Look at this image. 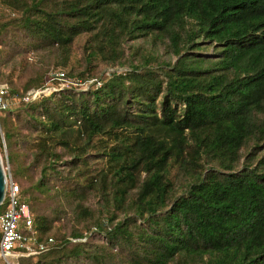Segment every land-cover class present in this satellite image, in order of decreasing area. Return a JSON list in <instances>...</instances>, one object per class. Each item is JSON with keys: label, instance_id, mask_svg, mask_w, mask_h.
<instances>
[{"label": "trees", "instance_id": "16d2710c", "mask_svg": "<svg viewBox=\"0 0 264 264\" xmlns=\"http://www.w3.org/2000/svg\"><path fill=\"white\" fill-rule=\"evenodd\" d=\"M0 7L7 57L18 49L38 61L21 83L0 70L10 174L32 217L20 230L35 246L54 239L20 264H264V0ZM59 69L91 81L22 100L31 87L57 84L47 80ZM25 148L39 168L33 180ZM37 192L76 198L78 217L92 223L51 231L63 212H40ZM91 193L96 216L83 204Z\"/></svg>", "mask_w": 264, "mask_h": 264}, {"label": "rangeland", "instance_id": "374dc122", "mask_svg": "<svg viewBox=\"0 0 264 264\" xmlns=\"http://www.w3.org/2000/svg\"><path fill=\"white\" fill-rule=\"evenodd\" d=\"M1 7H0V16H1ZM85 39V35L78 36L76 41L74 42L73 48L77 56L81 55V44L83 43ZM11 47V45H10ZM13 50L14 48L11 47ZM18 51V53H16ZM26 52L19 51L18 49L15 50L14 55H11L7 57L6 55V46L3 45L0 41V70L1 72L5 75V72L8 74L9 77H12L14 79V82H23L24 79L26 78L27 74L30 72L32 73L31 68L33 66L38 64V61H36V56L29 53V61L26 58ZM164 57H167V55L163 54ZM107 66V65H106ZM105 65L100 64L97 69V73H102L104 68L106 69ZM55 66L50 67L52 70L54 69ZM118 69L126 67L124 64L123 65H116L115 66ZM58 68V67H57ZM104 74V73H103ZM102 74V75H103ZM46 80V77H45ZM6 82L8 85L9 83ZM77 89L85 88V85H74L71 84ZM80 87V88H79ZM18 137L17 142L21 143V138ZM22 153V158L21 160L23 161V166H24V172L26 173V177L29 180L35 179L36 175L38 174V167H35L33 165H30L31 158L28 156V151L27 148L23 149ZM8 149L5 147V140L3 138V133L2 129L0 127V156L2 157V163L5 169L6 174L8 175L11 170L10 163L8 161ZM11 158H13V152L10 151ZM69 156V155H65ZM70 157V156H69ZM89 164L96 168L99 164L98 161L95 160V158H91L89 160ZM60 166H62L60 164ZM11 175V174H10ZM56 177V176H55ZM53 178L52 181L55 182V184L59 185L60 182H62L61 179L59 178ZM70 183V182H69ZM50 194V195H48ZM46 194H41L37 192V196L39 197L36 201H33L35 207L40 211L47 213L50 210H53L54 212H57L58 210H62L63 216L59 218L57 221L53 223L51 231H65V232H70L73 228H81L84 229L87 225L92 223V220L90 218L87 219H80L78 217V208L75 207L76 204V198H71L65 195H57V194H51L48 193ZM84 205H87L90 209H93L94 215L96 216L98 214L97 208L99 206L98 198L95 194L91 193L88 195V198L85 202H83ZM91 229L86 230L88 232V235H93V232H91ZM86 237L85 236L82 238L84 240ZM87 238V237H86ZM97 240V239H94ZM99 240V239H98ZM99 242V241H98ZM0 264H6L3 258L0 257Z\"/></svg>", "mask_w": 264, "mask_h": 264}, {"label": "built area", "instance_id": "2783aa9c", "mask_svg": "<svg viewBox=\"0 0 264 264\" xmlns=\"http://www.w3.org/2000/svg\"><path fill=\"white\" fill-rule=\"evenodd\" d=\"M57 79L58 83H49L41 87H31L22 96V100L30 101L41 93H48L52 89L61 88L66 84L88 85V82L80 78L74 80L65 75L61 69L50 72L47 81ZM9 86L6 82L0 81V109L7 107L10 100L6 97ZM18 185L6 174V189L0 205L5 207L0 211V257L6 264H20L21 256H28L36 252L49 248L54 239L48 236L47 239L40 241L36 246L31 236L20 230V225L29 229L32 224V217L28 204L20 199Z\"/></svg>", "mask_w": 264, "mask_h": 264}, {"label": "water", "instance_id": "95a60500", "mask_svg": "<svg viewBox=\"0 0 264 264\" xmlns=\"http://www.w3.org/2000/svg\"><path fill=\"white\" fill-rule=\"evenodd\" d=\"M6 189V172L2 163V157L0 156V203L3 199Z\"/></svg>", "mask_w": 264, "mask_h": 264}]
</instances>
